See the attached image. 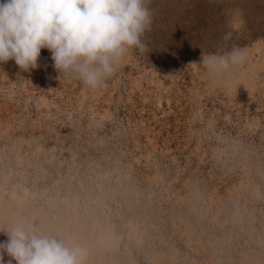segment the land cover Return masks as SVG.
<instances>
[{
  "label": "rangeland",
  "instance_id": "rangeland-1",
  "mask_svg": "<svg viewBox=\"0 0 264 264\" xmlns=\"http://www.w3.org/2000/svg\"><path fill=\"white\" fill-rule=\"evenodd\" d=\"M150 7L147 51L104 87L47 49L29 71L0 63V210L67 240L72 213L90 264H264V0ZM233 45L245 61L211 76L203 56Z\"/></svg>",
  "mask_w": 264,
  "mask_h": 264
},
{
  "label": "clouds",
  "instance_id": "clouds-1",
  "mask_svg": "<svg viewBox=\"0 0 264 264\" xmlns=\"http://www.w3.org/2000/svg\"><path fill=\"white\" fill-rule=\"evenodd\" d=\"M152 0H0V63L13 60L23 71L38 67L42 49L51 53L59 74H71L85 87H104L130 51H147L145 35L153 23ZM242 25L238 14L234 30ZM231 33L225 35L230 39ZM245 51L205 54L211 76L225 75L243 63ZM0 264H90V249L78 239L40 229L17 217L0 229ZM5 255L9 257L5 262Z\"/></svg>",
  "mask_w": 264,
  "mask_h": 264
},
{
  "label": "bare ground",
  "instance_id": "bare-ground-1",
  "mask_svg": "<svg viewBox=\"0 0 264 264\" xmlns=\"http://www.w3.org/2000/svg\"><path fill=\"white\" fill-rule=\"evenodd\" d=\"M20 205H21L20 203H16L14 209L17 210V207H20ZM10 210H11L10 211L11 214H13L12 212H15L13 209H10ZM22 213H24V212H22ZM72 216H73L72 213H67L66 214L65 223L61 222V223L64 224V226L62 228H66V235H67V237L69 235V236H72L73 239H78L81 242L83 240L85 241L86 240V235L90 231L89 230H86V229H82L80 227H77L76 222H72V221H78L79 222V220H76L75 218H72ZM13 217H14V215L12 217H10V215H3L2 214V210H0V229L7 228L8 226H10L11 223L15 220V219H13ZM10 218H12V220H10ZM88 218H90V220H91V221L90 220H87V223L89 224V226L93 225L92 224V221L94 222V220H97V221L99 220L98 218H95V217L93 218V216H91V217L89 216ZM43 219L44 218H42V220H39L42 223V226L45 224V220H43ZM45 219L49 220L50 218L49 219L48 218H45ZM63 221H64V219H63ZM80 226H81V224H80ZM67 228H69V229H67ZM77 228H79V229H77ZM83 234H85V238H84ZM107 234L108 233H106V232L105 233H102V236L100 237V241H101L102 244L106 245L107 247H110L111 246V243L113 244V236L114 235H111L110 234L111 235L110 236L109 234L108 235ZM82 238H83V240H82ZM65 239H66V236H65ZM87 246L89 247L90 250H92V252H94V249H98V246L99 245L97 246L96 244L95 245H93V244L92 245H89L88 244ZM4 259H5V262L8 261L7 260V255H5Z\"/></svg>",
  "mask_w": 264,
  "mask_h": 264
}]
</instances>
